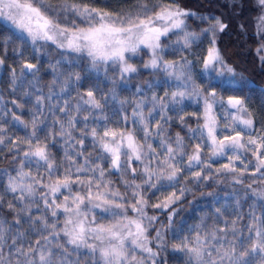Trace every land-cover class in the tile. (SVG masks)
I'll use <instances>...</instances> for the list:
<instances>
[{
  "label": "snow or ice",
  "instance_id": "snow-or-ice-1",
  "mask_svg": "<svg viewBox=\"0 0 264 264\" xmlns=\"http://www.w3.org/2000/svg\"><path fill=\"white\" fill-rule=\"evenodd\" d=\"M257 3L264 13V0ZM189 17L206 21L208 27L200 33L188 31ZM0 19L9 22L22 34L18 38L29 40L33 46L53 45L62 58L86 59L95 70L116 68L121 80L138 71L131 61L143 53L149 59L141 67L162 70L178 81L175 91L150 97L147 113L143 101L134 102L130 117L122 115L117 122L119 126L106 124L99 131L92 127L82 132V136L92 138L99 150L96 156L85 155L84 139L72 137L70 129L75 128L76 117L70 116L67 129L61 123L59 135L75 140L72 147L77 150L71 154L65 151L64 163L57 164L46 142L49 137L41 140L37 136V122L33 120L31 133L23 140L17 138L13 144L24 159L19 162L17 175L9 177L7 190L17 194L15 198L23 204L20 211L27 213L30 223L31 203L24 201L34 203L33 198L39 196L49 216L37 220L48 234H42L41 239L27 246L13 238L5 258L7 230L0 223V264H161V251L167 247L164 226L155 229L158 217L149 215L146 209H171L168 212L171 227L176 215L172 206L189 189L180 188L179 194L172 191L151 204L148 191L160 192L186 180L203 183L221 172L232 173L236 184L243 185L246 174H259L264 183V133L255 132V117L243 97L229 95L225 99L217 92V88L240 90L243 79L226 63L217 46V34L228 27L219 18L197 16L175 0H136L131 9L120 11L97 7L93 0H0ZM257 27L264 38V14L259 17ZM201 36L207 40L199 58L206 86L194 83L192 61L186 56L180 60H167L163 56L165 47L171 43L187 51ZM256 51L264 62V43ZM3 63L0 58V65ZM22 67L36 69L31 63ZM225 74L227 78L220 79ZM72 75L80 80L79 74ZM85 95L87 99L84 95L80 97L83 104L103 108L93 91ZM185 99L203 104V122L196 117L197 126L189 128L188 143L179 133L174 139L167 136L165 127L171 120L168 105H183ZM216 105L221 108L223 124L214 112ZM157 108L158 118L153 115ZM62 110L67 111V103ZM179 119L185 123L182 115ZM153 140L159 141L157 147L153 146ZM20 144L26 145V150ZM32 158L44 168L45 175H39V168L36 175L24 171V161L31 162ZM213 158H225L228 163L213 173ZM112 173L119 175L120 186L109 178ZM246 187L261 202L260 214L250 211L247 223H242L243 218L237 213L236 219L222 221L223 227L219 223L209 227L201 218L199 225L189 228L191 235L181 236L179 243L171 245L174 251L184 254L185 264H254L257 257L264 264V189H252V184ZM35 206L39 208L40 204ZM215 212L219 220L221 210L217 208ZM152 231L154 236L150 234ZM73 255L75 259H70Z\"/></svg>",
  "mask_w": 264,
  "mask_h": 264
},
{
  "label": "trees",
  "instance_id": "trees-1",
  "mask_svg": "<svg viewBox=\"0 0 264 264\" xmlns=\"http://www.w3.org/2000/svg\"><path fill=\"white\" fill-rule=\"evenodd\" d=\"M93 2L97 7L120 11L131 9L136 0H93ZM175 2L181 8L196 10L201 16L210 19L216 17L223 23H227V25L231 24L230 30L226 28L223 32L218 33V43L222 48L226 62L249 83L241 84L242 88L237 91H225L224 88H217V92L225 99L229 95L243 97L255 117V132L258 135L264 133V101L261 97L264 92V62L256 53L258 39L254 34L251 11L249 14V10H251L250 0H244L243 6L246 10H243L240 16L237 13L239 5L228 0H175ZM246 11L248 18L245 15ZM239 19L244 20L239 21ZM189 20L193 24L192 32L200 33L202 28L208 27L206 21L195 17H189ZM241 22L245 27L242 28L239 25ZM21 36L22 34L13 27L0 21V58L4 60V63L0 65V139L3 140V143H0V223L7 230L5 233L6 243L3 246L5 258L8 257V245L13 238L17 239L18 244L27 246L35 240L41 239L42 234H48L43 229L41 222L37 220V217L49 216L48 210L44 208L39 196L33 198L34 203L29 200L24 201V203H31L32 222L30 223L27 213L20 211L23 204L15 198L17 194L7 190L9 177L17 175L19 162L24 159L22 153L14 148L13 144L17 143V138L23 140L31 133L34 119L37 122V136L41 140L45 136L49 137L46 141L49 150L56 159L57 164H63L65 151L70 154L76 151L77 149L73 148L72 145L75 144V140L81 138L84 139L83 150L85 155L93 153V156H96L98 154L99 150L94 147L92 138L82 136V132L92 127H96L99 131L106 124L109 127H117L119 126L117 122H119L122 115L130 117L135 101L144 102L148 99L149 102L144 104V111L147 113L151 107V96H163L165 92H172L176 89L173 82L156 76L157 71L141 67L148 60V55L143 53L134 57L131 61L138 68V71L133 73L134 78L130 80L133 84L127 83L128 86L117 87V90L108 82H98L97 76L99 75L94 73L93 70L95 69L90 67L86 59H81L79 62L73 61V59H70L71 62L69 60L55 61L54 58L56 56L58 58L60 55L59 50L48 56L41 55V52H38L29 40L18 38ZM237 41L242 42V46L239 47L236 44ZM206 46L207 40L203 36L196 40L187 51L182 50L179 44L173 43L164 54V58L179 60L181 56H186L193 60L196 70L198 68L201 70L199 58ZM243 49L246 51L242 53ZM26 63L35 64L36 69L23 68L22 66ZM73 73L79 74V81L75 79ZM116 73L117 69H112L108 79L110 80V75L114 74L111 75L112 80L110 81L115 80ZM200 73L199 71L198 74ZM198 74L197 71L194 73L195 82L200 81L203 84L205 80L199 77ZM150 81L152 84H147ZM137 88L142 91L136 93ZM89 90L94 92L97 100H103L101 103L103 105L102 109H93L90 105L83 104L80 97L84 95L87 99L85 94ZM115 91H118V97L113 102L112 92ZM101 92L105 93L104 98L100 95ZM38 98H41L39 103H37ZM261 101L263 104H261ZM106 102H109L107 106H105ZM65 103H67V111L62 110L65 108ZM78 105L79 111H77ZM202 108V104L199 102L184 101L183 105L169 104L167 115L171 117V120L165 125L166 135L174 139L176 134L179 133L184 138L185 143H188L191 135L189 128H196L197 126L196 117H201V123L203 122ZM192 113H196V116H193ZM158 114L159 109L157 108L153 115L158 118ZM181 115L184 117L185 123L180 122L179 116ZM70 116L76 117L75 128L70 129L75 140L59 135L61 123L67 129V120ZM84 116H87L88 119L84 120ZM15 117L20 119L16 120ZM20 121H23L24 124H21ZM25 124L27 127L24 126ZM152 142L154 147L158 146V140ZM195 142L202 143L201 141ZM19 147L26 150V145L20 144ZM204 151H208L206 145ZM211 163L212 171L215 173L217 168L228 163V161L225 158H213ZM24 164V171H31L33 175H36L39 168V175L46 174L44 168L36 164L35 158H32L31 162L24 161ZM105 167H107L106 164ZM249 172H251V166H249ZM224 174L223 172L216 174L213 179L206 180L203 183H193L191 180H186L160 192L153 189L146 193L151 204L158 202L164 195L172 191L179 194L178 189H189L172 206L176 209V215L171 227L168 226V212L171 209L151 207L146 209L149 215L158 217L157 221L154 222L155 229H159L162 225L165 228L167 247L161 251L159 258L161 264H185L184 254L174 251L171 245L179 243V237L191 235L189 228L199 225L201 218H204L209 227L216 223L223 227L222 221L236 219L237 213L241 214L242 223H247V214L250 211H255L257 215L260 214L261 202L255 199L246 187L252 183V180H250L251 175L246 174L243 177L244 184H238L239 188H229L228 185H225L228 176L223 177ZM228 175H232V173ZM109 178L117 186H120L118 174L112 173ZM208 193H211V195H208ZM205 195L206 197H204ZM35 204H40V207L37 208ZM9 205H12V207H9ZM217 208L222 213L219 220L215 212ZM59 218L63 219L62 216ZM16 219L20 220L19 224L15 223ZM49 222H51L50 217ZM150 234L154 236L155 233L152 231ZM61 242H63L62 239ZM70 259H75V256H71ZM254 264H260L258 257L255 258Z\"/></svg>",
  "mask_w": 264,
  "mask_h": 264
},
{
  "label": "rangeland",
  "instance_id": "rangeland-1",
  "mask_svg": "<svg viewBox=\"0 0 264 264\" xmlns=\"http://www.w3.org/2000/svg\"><path fill=\"white\" fill-rule=\"evenodd\" d=\"M228 1H230L231 3H237V5H239V7H238V10H237V13L239 14V16H240V14L241 13H243V10L245 11L246 10V8H245V6H243L244 5V0H228ZM250 3H251V10H249V14H250V11H251V20L253 21V26H254V34L256 35V37H257V39H258V45H257V48H259L260 46H261V44L262 43H264V39L261 37V35L259 34V30H258V27H257V25L259 24V17L262 15V14H264V13H262L261 12V10H260V6L258 5V3H257V0H250ZM182 8H184L185 9V7H182ZM186 10H188V11H190V12H194V13H196V15L197 16H201V14H199L198 12H196V10H193V9H186ZM223 11V10H222ZM224 12V11H223ZM225 13V12H224ZM226 14V13H225ZM248 13H247V11H246V13H245V15H247ZM247 18H248V15H247ZM246 18V19H247ZM244 19H239V21H243ZM250 20V21H251ZM0 21H2L3 23H5V24H7V25H9V26H11V27H13L9 22H6V21H4L3 19H0ZM187 24H188V31H191L192 32V30H193V24L190 22V20H189V18H188V20H187ZM226 25H227V23H226ZM239 25H241V27L243 28V27H245L244 26V24L241 22V24H239ZM238 25V26H239ZM228 27V29L230 30L231 29V24H229V25H227ZM14 28V27H13ZM242 28H239V29H242ZM15 29V28H14ZM15 30H17V29H15ZM18 31V30H17ZM19 32V31H18ZM20 33V32H19ZM21 34V33H20ZM242 34H243V31H242ZM242 38H244L243 36H242ZM178 39H180V37H173V40H178ZM221 39V38H220ZM243 40V39H242ZM172 44L173 43H171V46H172ZM236 44L240 47V46H242V42L240 43V41H237L236 42ZM170 46V47H171ZM217 46L220 48V50H221V53H222V55L224 54L223 53V51H222V48H221V46L219 45V43H218V34H217ZM35 47V49L38 51V52H41V55H46V56H48V55H50V54H52V53H54L57 49H55V46H53V45H48V46H45V47H40L39 46V44L38 45H36V46H34ZM170 47H165V50H164V52H163V56H164V54L166 53V51L168 50V49H170ZM256 48V49H257ZM58 51V50H57ZM246 50L245 49H243L242 50V53L243 52H245ZM59 52H60V50H59ZM257 53V52H256ZM57 57V56H56ZM54 58L55 59V61H60V60H70L71 59V57H67V58H62L61 57V52H60V55L58 56V58ZM57 59V60H56ZM148 59H149V56H148ZM187 59H189V58H187ZM225 59V58H224ZM78 61L79 62V60H81V59H73V61ZM180 60V59H179ZM189 60H191L192 61V71H191V75H192V79H193V81H194V83L196 84V85H205L206 86V80L204 81V83L202 84L200 81L198 82H195V79H194V73L197 71V74L199 73V71L202 73V67H201V70L198 68V70H196V68L194 67V65H193V60L192 59H189ZM54 61V62H55ZM148 61V60H147ZM226 61V60H225ZM227 63V62H226ZM228 64V63H227ZM229 66H231L230 64H228ZM232 67V66H231ZM233 68V67H232ZM115 70L116 68H108V69H99V70H93V71H95L94 73L95 74H97V75H99V76H97V79L99 80H97L98 82H104V83H106V82H108V83H110L111 85H113L114 87H115V89H117V87H125V86H128V84L127 83H129V84H133L130 80H132L133 78H134V76H133V74H131V75H127L123 80H121L120 79V77H119V72H118V70H117V73H116V76H114L115 77V80H113V81H110V80H112V77H111V75H114V74H111L110 75V80L108 79V75H109V73L111 72V70ZM147 69H150V70H153V69H151V68H147ZM234 69V68H233ZM155 71H157V73L155 74L156 76H158L160 79H166L167 81H171V83L173 82L174 84H175V87H176V85H177V83H178V81H176V80H174L172 77H169L166 73H164L162 70H155ZM201 73L200 74H198V76L199 77H201ZM94 77V76H93ZM240 77H242L241 75H239L238 74V78H240ZM227 78V74H225V77H222V78H220V79H226ZM243 78V77H242ZM244 83H249V81H247L246 79H242L241 80V84H244ZM147 84H152L151 83V81L150 82H147ZM107 85H109V84H107ZM118 90V89H117ZM176 90V89H175ZM257 91H258V89H256ZM261 92H262V90L261 89H259ZM140 91H142L140 88H137L136 90H135V92L137 93H139ZM117 93H118V91H115L114 93L112 92V94H113V97H114V99H113V102H115L116 101V99H117ZM141 94V93H140ZM100 95H102V97L104 98V96H105V93L104 92H101L100 93ZM145 97V96H144ZM262 97V99H263V101H264V92H263V95L261 96ZM97 99V98H96ZM184 101H188V102H197L196 100H194V99H192V100H189V99H185ZM100 102L102 103L103 102V100L101 99L100 100ZM135 102H138V101H135ZM147 102H149V100L147 99V100H144V104L145 103H147ZM108 103L109 102H106V104H105V106H107L108 105ZM199 103H201L202 104V102H199ZM261 104H263V102L261 101ZM202 107H203V104H202ZM214 112H215V114L217 115V118H218V120H220V123L221 124H223V118H222V116H221V108H220V106L219 105H216L215 107H214ZM134 166H137L135 163H134ZM223 173H225L224 174V176L223 177H227L228 176V180H227V182H225L226 184V186L228 185L229 186V188H239L240 186L238 185V184H236L235 182H234V180H233V174L232 175H228V174H230V173H226V172H223ZM250 180H252V189H256L257 191H259V190H261V189H264V183H262L261 182V180H260V177H259V174H257L256 176H250ZM253 180H255L256 181V183H253ZM250 190V193H251V189H249ZM253 196V195H252ZM204 197H206V195L204 196ZM254 197V196H253ZM255 199H256V197H254ZM131 215V214H130ZM172 220H174V217L172 218ZM161 228V227H160ZM159 228V229H160ZM164 236H165V239H166V233H165V228H164Z\"/></svg>",
  "mask_w": 264,
  "mask_h": 264
}]
</instances>
